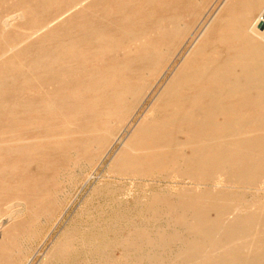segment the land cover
Here are the masks:
<instances>
[{
    "label": "bare ground",
    "instance_id": "1",
    "mask_svg": "<svg viewBox=\"0 0 264 264\" xmlns=\"http://www.w3.org/2000/svg\"><path fill=\"white\" fill-rule=\"evenodd\" d=\"M27 1L17 0L18 9L15 14L8 15L0 20V35L3 36L7 32V29L9 30V28L14 27V24H17L16 22L21 20L24 22L26 14H30L31 12L30 0ZM87 1L68 0L69 6L64 11L62 10L63 12L60 11V14L57 16L54 15L55 17H52V20L42 26L38 28L35 26L36 28L28 32L26 37L23 38L26 40L40 36V31H47L53 24L63 21L65 16L67 17V15L78 7L84 4L86 6ZM209 1L207 0V3H204V0H199L200 5L197 8L192 5L190 21L188 22V24L190 23V30L194 26V22L197 23L196 20L202 16V11L207 7L206 5H208ZM176 2L178 0L162 1L163 7L171 6L172 3L174 5L172 4L173 7L170 10L164 8L165 10H162L160 14L153 13L144 15L138 11L130 16L125 15L111 29L93 28L94 26L87 29L88 26H82L77 32L72 30L65 38L62 46L57 47V51L50 50L45 56L37 54L35 59L31 62L28 61L29 63L27 62L28 65H26L25 72L30 73L35 83L43 75L50 74L53 77L51 76L52 78L49 82L55 86L54 89L57 88L55 94L50 95V97H53H51L52 99L47 98L46 94L51 91L48 89L49 91H45L46 98L44 99L46 100L43 102L44 105H42L43 103H38L35 106L41 112L43 111L45 113L53 110L56 115H60L57 117H63L60 129L59 127L55 129L53 125H50L51 127L53 126L51 130L50 127H47L51 131V141H53L54 137L70 134L76 138L68 141L65 144L66 147L62 146V148H69L70 151L71 149H76L75 152L77 154L82 152L87 154V150L96 147L98 142L97 134L104 131L106 129L105 126L112 121L111 119L115 118L118 111L122 109L123 102L126 99H131V97L136 98V101L141 96L143 98V91L150 87V82L146 80V75L149 78L151 72L154 71L156 73L153 72L152 74H157L158 70L161 69L160 65L162 63H160L159 59L163 57L160 55V52H163L161 50L164 40L168 36H171V38L168 37L171 40H173V37L179 38L178 35L181 32L179 31L180 21L183 23L186 21L181 19V12ZM189 3L195 2L189 1ZM263 16L264 0H222L218 9L211 17L209 16L210 19H208L207 23L205 22L206 24L202 30L193 39L186 57L182 60L161 91L156 95L155 100L149 110H147L149 115L147 114L143 120L141 119L126 140L122 142V147L118 151L115 159L113 158L114 161L121 165L122 168L136 172H148L153 168L164 169L169 166L174 168L178 166V169L186 174V177L190 175V172L196 171L199 175H213L218 179L222 178L226 179V181H238L242 183L251 181L256 175L264 179V27L261 30L258 27V22ZM135 22L137 25H132ZM24 26L26 25L24 24ZM15 27L17 26L15 25ZM53 28L56 30V27ZM186 31L188 32L189 30ZM44 34H47V32ZM32 39L34 40L36 38ZM15 41L6 42L5 48L1 49L0 59L3 58L2 55L5 53H7L6 56L9 60L13 59L14 61L17 59L16 54H14L16 58H13L11 54L8 57V54L17 50V47L23 42L16 43ZM166 45L168 46L169 44ZM173 48L168 49H176ZM118 54H121V57H118ZM102 56H108L106 57V62L103 65L98 63L100 65L99 68L96 67L95 70H90L91 72L83 77V81L80 80L79 83H75L73 93L69 96L61 93L62 86L66 84L62 83L65 75L73 77L79 76L77 75L78 70L85 67L84 64L88 59H96ZM13 61L10 62L11 65H13ZM23 64L21 60L17 63L18 66H22ZM54 64L58 67L59 64L61 65L56 71V74H53L54 72L52 73L51 71V73L49 71L46 72L44 71L45 69H42L43 66L51 67ZM149 65L151 66L149 67ZM161 66L163 67V64ZM61 67H65L66 70L61 69ZM84 71L86 72V69ZM1 72L4 73L3 70ZM16 82L11 76L2 75L0 78V98L3 92L15 87ZM141 84H145L143 87L144 90L141 88ZM68 86L72 85L69 84ZM44 90L47 89L44 88ZM80 91L85 95L82 92L80 93ZM42 96L44 95H39V98ZM32 98H34V95ZM26 99L28 98L26 97ZM31 99L28 101H32ZM23 101L25 102V100ZM34 101H36L35 98ZM33 110L30 112H33ZM23 115L25 114L23 113ZM217 118H219V121H217ZM124 120H121V123ZM1 123H4V121ZM42 127L40 126L41 129ZM33 129L35 130L36 128ZM38 131L40 130L38 129ZM102 133L104 134V132ZM2 135L5 136L4 134ZM32 138L34 139L36 136L34 135ZM25 139L24 137L13 138L7 139L4 142L7 144L24 143L26 145L25 147H27ZM54 140L58 142L57 138ZM1 142L3 143L2 140ZM103 144L106 145L105 141H103ZM56 145L58 146V144ZM190 145L197 149L196 153L192 156L190 154L181 155L183 152L180 151L184 147L190 148ZM0 146L3 147L1 144ZM10 147L9 145L8 148ZM50 147H48L49 150ZM27 148H29V145ZM43 148H47V146ZM50 153L53 152L51 151ZM23 154H26V151ZM33 157L35 156H32L31 159H34ZM49 157L51 158V156ZM5 161L7 160L5 159ZM9 161L12 160L10 159ZM2 162L4 161L1 160L0 163ZM37 162H40L42 165L41 159L39 161L37 160ZM4 163L7 164L8 162ZM93 163L95 164V162ZM196 165L197 168L193 169ZM27 166H30V163ZM23 169L21 171L24 173L30 171L26 170V172ZM7 170L5 169V171ZM15 172L10 173L14 174ZM18 172L20 173V171ZM22 172L20 175H24ZM43 174L45 175V173ZM25 176L27 177V175ZM25 176L23 177L25 178ZM32 176L35 177V175ZM11 177L8 180H12L13 183V180L16 179H12ZM28 177L31 178L30 176ZM17 181H14V183H17ZM18 183L21 184L20 182ZM14 186L17 187L16 185ZM20 188L25 191L26 196H24V199L27 202L28 196L31 194L28 195L30 192L26 193L27 191L24 185ZM12 190L11 192H13ZM2 192H0V195L3 194ZM15 193L12 194L15 195ZM181 198L178 204L171 203L167 205V212L173 215V219H175V228L173 234L168 238L163 237L161 239V244L163 246H169L179 241L181 237L179 229L187 232V238L183 241V246L172 257L173 260L171 259L167 263H164V258L162 257L153 259L149 257L150 264H264L263 203L258 204L255 210L250 213V205H242V199L240 200L226 193H205L198 196H190V193H188L181 195ZM210 211H214L217 215L215 219L210 218ZM231 212L236 213V215L231 221H225L226 219L224 217ZM9 231L11 232V230ZM16 237L18 239L19 236ZM2 247H0V251ZM143 260L144 256H140L136 264H142ZM174 260H180V262L177 263Z\"/></svg>",
    "mask_w": 264,
    "mask_h": 264
},
{
    "label": "rangeland",
    "instance_id": "2",
    "mask_svg": "<svg viewBox=\"0 0 264 264\" xmlns=\"http://www.w3.org/2000/svg\"><path fill=\"white\" fill-rule=\"evenodd\" d=\"M149 1L114 0L113 2V0H88L86 6L84 4L78 7L67 15V17L65 16L63 21L53 24L47 31H40V36L32 37L36 39L33 40L30 38L25 40L23 37H26L28 32L49 22L53 19L52 17L57 16L60 14V11L63 12L66 7L69 6L68 0H30L31 12L30 14H26L24 22L22 20L16 22L17 24L19 22L22 23H19V25L14 24V27L9 28V30L7 29V32L3 36L0 35V52L1 49L5 48L6 42L16 40L15 42L19 43L23 41L22 44L17 47V50L8 54V57L12 55L13 58L17 57V59L14 61L13 59L9 60L6 56L7 53L2 55L3 58L1 57L2 59H0V71L3 70L4 72H1L2 74L0 73V78L2 75H8L17 81L16 86L3 92L0 98V120H2L0 123L3 121L5 123H1L0 125V132L2 131L1 133L5 135L3 136L0 133V144L3 145V147L0 146V161L8 162L7 164L4 162L0 163V192L3 191V194L0 195V247L3 245L6 246H3L0 251V264H136L140 256H144L142 264H150L151 261L148 259L149 257L151 259L162 257L164 258V263H167L168 260L170 261L172 257L175 256L178 249L183 246V241L187 238V232L183 229H179L181 234L179 241L169 246H163L161 244V239L163 237L168 238L173 234L175 228V219H173V215L167 212V205L171 203L178 204L182 199L181 195L190 193V196H198L205 193H226L232 197L239 198L240 200L242 199V205H250V213L255 210L258 204H264V179L258 175L254 176L251 181L242 183L238 181H226V179L222 178L218 179L213 175H199L196 171L190 172V175L186 177V174L178 169V166L175 168L169 166L164 169L155 168L156 170L153 168L148 172H136L126 170L114 161L118 151L122 147V142L126 140L141 119L143 120L147 114L149 115L147 110H149L156 95L161 91L182 60L186 57L193 39L202 30L211 15L218 9L222 0H210L208 5H206L207 7L202 11V16L200 19L196 20L197 23L194 22V26L191 30L189 28L190 23L188 24L190 21V10L193 6L195 8L199 7V0H182V2L178 0V2H176L181 12V19L186 21L184 22L185 24L180 21L179 31L181 32H179V38L173 37V40H171L169 39L171 36H168L169 38H166L167 42L164 40L161 50L163 52H160V55L165 57L161 58L159 55V61L163 64V67L161 66L162 64L160 65L161 71L158 70L157 74H152L154 71L151 72L149 78L146 75V80L150 82V87L148 86L149 89L147 88L146 91L143 89L145 84H141V88L144 90L142 93L143 98L141 96V98L136 101V98L131 97V99H126L123 102L122 109L119 110L121 113L118 111L115 118L111 119L112 121L110 120V124L108 123L105 126L106 129L97 134L98 142L96 147L87 150V154L82 151V153L77 154L75 152L76 149H71L70 151L69 148H65V144L68 141L76 138L70 134L54 137L53 141L55 143L51 141L50 130L53 126L55 129L56 127L60 129L63 117H57L60 115H56L53 110H49L51 112H41V110H38L35 106L36 104L38 105V103H43L46 100L44 99L46 95L47 98L49 97V99H52L53 97L51 96V98L50 95H54L57 88L54 89L55 86L50 84L49 80L53 77L50 74L43 75L38 82L35 83L30 73L25 72L26 65L35 59L37 54L45 56L50 50L57 51L56 49L62 46L65 38L72 30L77 32L82 26H88L87 29L92 28V26H94L93 28L111 29L116 23L120 22L125 15L130 16L138 11L144 15L153 13L160 14L162 10L172 9L174 5L173 2V5L171 4V6L163 7L162 1L164 0ZM189 1L195 3H189ZM204 1V3H207V0ZM0 5L2 6H0V20L8 15L15 14L18 9L17 0H0ZM24 24L26 26H24ZM15 25L17 27H15ZM132 25L136 26L137 23L135 22ZM53 27H56V30H54L55 28ZM186 30L189 31L187 32ZM259 30H261V28H259ZM46 32L47 34H44ZM171 46L176 49L173 48L174 50H169L172 48ZM166 48L169 49L167 50ZM14 54H16V57ZM118 55V57H121V54ZM106 57L102 56L96 59H88L84 64L85 67L78 70L77 75L79 76L73 77L65 75L62 83H66V86H62L61 93L66 96L73 93L72 91L74 90L75 83H79L80 80L83 81V77L88 75L92 69L95 70L96 67L99 68L100 65H103L104 62H106ZM102 58L103 62L101 61ZM17 60H21V63L25 65L18 66ZM11 61H13V65H11ZM98 63H100V65H98ZM60 66V64L59 67L54 64L51 65V67L43 66L45 68L42 67V69H45L44 71L46 72L51 71L52 73L54 72L53 74H56ZM150 66L151 65H149V67ZM61 69L66 70L65 67H61ZM85 69L86 72H83ZM67 82L72 86L74 84V86H68L69 84ZM44 88L47 90H44ZM52 90L55 91L52 92ZM45 91H49L50 93L48 92L46 94ZM81 92L82 91H80V93ZM33 95L36 101H34V98L31 99ZM39 95H44L41 97L43 99L39 98ZM83 95L85 94L83 93ZM26 97L28 99H26ZM30 99L32 101H28ZM23 100H25V102ZM42 105H44V103ZM31 110H33V112H30ZM23 113L25 115H23ZM127 113H129L128 116ZM121 120L124 121L121 123ZM217 121H219V118H217ZM117 123L119 124L117 125ZM13 124L16 128L12 126ZM50 125L53 126L51 127ZM40 126H43L42 129ZM47 127H50V130ZM33 128H36V131ZM43 128L46 129V131H44ZM38 129L40 131H38ZM39 132L43 135L42 138H40L41 135ZM102 132H104V134ZM34 135L36 138H39L33 139L32 136L34 137ZM11 137L26 138L25 142H27V147L29 145V148L25 147L26 145H24V143L7 144L4 142L7 139H13ZM56 138L57 140L60 138V141L58 140L57 142L54 140ZM103 141H105L106 145L103 144ZM106 141L110 142L107 143ZM56 144H58V146ZM9 145L11 146L10 148H8ZM48 145L51 146L50 150ZM46 146L47 148H43ZM62 146H65L63 147L65 149H63ZM16 151L19 153H16ZM25 151L26 154H23ZM51 151L53 153H50ZM98 151H102V153L100 154ZM196 151L197 149L190 145V148L184 147L180 152H183L181 155L190 154V156H192ZM44 152L47 153L44 154ZM30 155L31 157L35 156L33 157L34 159H31ZM44 155H46V158ZM68 156L69 158H67ZM39 158L42 160L43 166L40 163L41 161L39 163L37 162V160H40ZM5 159L7 161H5ZM10 159L12 161H9ZM93 162H95V164ZM29 163L30 166H27ZM17 164L21 166L18 167ZM26 166V170L30 171L27 172L25 170ZM196 168L197 165L193 167V169ZM5 169L11 170L8 172V170L5 171ZM21 169L28 174L22 172ZM16 170L20 171V173L18 171L19 174L15 172ZM10 172L15 173L12 174ZM21 172L24 175H20ZM6 173L7 175L5 176ZM43 173H45V175ZM51 174H53V176H51ZM25 175H27V177ZM32 175H35L36 179ZM23 176H25V178ZM9 177L16 179L13 180V183L18 179L17 183L13 184L12 180H8ZM25 179L27 180L25 181ZM29 183H31L30 186H28ZM22 185H24L27 191L26 193L30 192L28 195H32L28 196L27 202L24 199V196H26L25 191L20 188ZM31 186L34 188L36 186L35 191ZM11 190L13 192H11ZM14 190L17 193H15ZM12 193H15V195ZM37 199L38 201L36 202ZM33 201L35 202L32 203ZM235 215L236 213L234 214V212L228 213L224 219H226L225 221H231ZM209 216L215 219L217 215L214 211H210ZM9 230H11V232ZM5 232H7L6 235ZM16 236H19L18 239ZM174 261L177 263L180 262V260Z\"/></svg>",
    "mask_w": 264,
    "mask_h": 264
},
{
    "label": "built area",
    "instance_id": "3",
    "mask_svg": "<svg viewBox=\"0 0 264 264\" xmlns=\"http://www.w3.org/2000/svg\"><path fill=\"white\" fill-rule=\"evenodd\" d=\"M258 24H263L264 25V16H263V18L260 19V21L258 22Z\"/></svg>",
    "mask_w": 264,
    "mask_h": 264
},
{
    "label": "water",
    "instance_id": "4",
    "mask_svg": "<svg viewBox=\"0 0 264 264\" xmlns=\"http://www.w3.org/2000/svg\"><path fill=\"white\" fill-rule=\"evenodd\" d=\"M258 27L261 28V29H263L264 25L263 24H259Z\"/></svg>",
    "mask_w": 264,
    "mask_h": 264
}]
</instances>
